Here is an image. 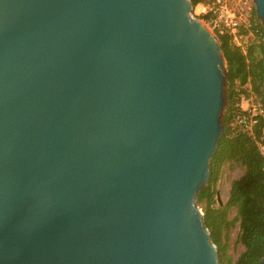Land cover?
<instances>
[{
  "label": "water",
  "instance_id": "95a60500",
  "mask_svg": "<svg viewBox=\"0 0 264 264\" xmlns=\"http://www.w3.org/2000/svg\"><path fill=\"white\" fill-rule=\"evenodd\" d=\"M193 8L0 0V264H220L228 68Z\"/></svg>",
  "mask_w": 264,
  "mask_h": 264
},
{
  "label": "trees",
  "instance_id": "16d2710c",
  "mask_svg": "<svg viewBox=\"0 0 264 264\" xmlns=\"http://www.w3.org/2000/svg\"><path fill=\"white\" fill-rule=\"evenodd\" d=\"M191 2L197 6L211 0ZM252 16L251 25L240 26L239 34L251 31L260 42L249 47L247 52L234 43L233 34L219 36L228 68V102L223 116L225 131L211 160L208 184L197 199L198 205L204 208L205 224L217 245L220 264H260L264 257V156L259 148V144L264 143L262 123L254 128L251 137L236 121L242 113L239 107L242 96L256 94L264 104V28L256 17L255 8ZM211 17V14L204 16L206 20ZM247 84L251 86L245 88ZM225 166L238 168L241 173L231 180L227 201L218 203L217 186ZM230 212L235 213L232 218ZM235 225L239 227L236 243L242 250L232 255L228 253L227 241L228 232Z\"/></svg>",
  "mask_w": 264,
  "mask_h": 264
},
{
  "label": "built area",
  "instance_id": "2783aa9c",
  "mask_svg": "<svg viewBox=\"0 0 264 264\" xmlns=\"http://www.w3.org/2000/svg\"><path fill=\"white\" fill-rule=\"evenodd\" d=\"M210 3L208 6L209 14L212 16L210 26L217 36L232 34L240 26L238 16L247 19L254 8L253 0H211ZM239 107L242 113L236 119L237 124L253 137L254 128L261 122L264 135V104L262 101L252 103L246 108L240 105ZM259 148L264 156V143H260Z\"/></svg>",
  "mask_w": 264,
  "mask_h": 264
},
{
  "label": "rangeland",
  "instance_id": "374dc122",
  "mask_svg": "<svg viewBox=\"0 0 264 264\" xmlns=\"http://www.w3.org/2000/svg\"><path fill=\"white\" fill-rule=\"evenodd\" d=\"M210 4L211 3L199 4L197 6H194V8L192 10V15L195 18H198V19L202 20L211 29V26H210L211 18L208 19V20H206L204 18L205 15L209 14L208 6ZM232 7H234V6H232ZM254 8H253V10H254ZM252 14H253V11L251 13V16L248 17L247 19L245 17L241 18L240 16H238L239 17V22H240L239 25L240 26L249 27L251 25V21L253 19ZM240 26L235 31L232 32V34L234 35L233 41H234V43L236 45L240 46L244 50V52H247L249 47H251L253 44H258L260 41L256 39V35L253 32H251V31L249 33H247V34H239ZM257 55H258V53H257ZM260 56H262V54H260ZM227 86H229V84H227ZM250 86H251L250 84H247L245 86V88H249ZM259 101H261V99L256 94L252 93L249 96H245L244 95V96H242V99L240 101V106H242V108H246L249 105H251L252 103L259 102ZM240 173L241 172H240V170L238 168L230 169V167H228V166H225L223 168L221 179H220V181L218 183V186H217L218 203H224V202L227 201L228 190L230 188L231 180L233 178H237L240 175ZM200 209L204 213V208L200 207ZM234 215H235L234 212H230V214H229L230 218H232ZM238 230H239L238 225H235L230 230V232H228L229 233V238H228V241H227V243H228V253L232 254V255H237L242 250V246L237 245V243H236Z\"/></svg>",
  "mask_w": 264,
  "mask_h": 264
}]
</instances>
